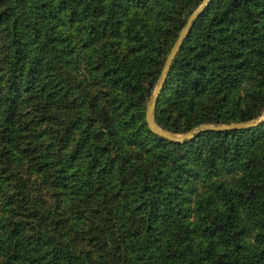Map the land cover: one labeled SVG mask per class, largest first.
I'll return each mask as SVG.
<instances>
[{"label":"trees","instance_id":"16d2710c","mask_svg":"<svg viewBox=\"0 0 264 264\" xmlns=\"http://www.w3.org/2000/svg\"><path fill=\"white\" fill-rule=\"evenodd\" d=\"M200 2L0 0V264H264V120H144ZM263 112L264 0H210L153 121Z\"/></svg>","mask_w":264,"mask_h":264},{"label":"water","instance_id":"95a60500","mask_svg":"<svg viewBox=\"0 0 264 264\" xmlns=\"http://www.w3.org/2000/svg\"><path fill=\"white\" fill-rule=\"evenodd\" d=\"M210 0H201V2L193 9L191 10L188 15L186 16L182 26L180 27L179 31L177 32V35L175 39L173 40L168 52L166 53L163 62L161 64V68L159 70L156 82L153 86V89L146 100L145 103V110H144V120L146 122L147 127L154 133L163 136L169 140L181 142L184 139L191 138L200 131L203 130H222V129H232V128H242V127H250L255 126L259 123H261L264 120V112L258 116L255 119H248V120H239V121H231L228 123H206L202 122L194 127L181 132V133H175L171 132L167 129H164L162 127H159L154 121L152 117L153 108L155 106L157 97L159 95V92L163 86L165 77L167 75L170 63L180 47L183 39L189 32V29L195 19L206 9L208 6Z\"/></svg>","mask_w":264,"mask_h":264}]
</instances>
